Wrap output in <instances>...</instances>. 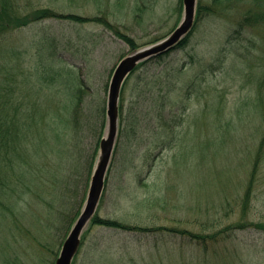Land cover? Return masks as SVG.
Here are the masks:
<instances>
[{
    "label": "rangeland",
    "instance_id": "374dc122",
    "mask_svg": "<svg viewBox=\"0 0 264 264\" xmlns=\"http://www.w3.org/2000/svg\"><path fill=\"white\" fill-rule=\"evenodd\" d=\"M14 1L22 14L51 7L106 19L132 36L139 47L167 36L183 16V0ZM198 3L213 6V0ZM251 5L252 0H241L215 6V13L204 12L185 48L148 62L127 78L119 103L117 142L96 214L129 225L166 226L202 234L222 232L240 221L264 223V167L247 212L238 199L248 184L260 137L250 127L256 116L244 112L240 120L243 129L237 131V121L221 138L225 134L213 132L206 123L211 115L202 113L210 103L224 109L222 119L232 116L230 110L248 92V86L243 87L247 62H254L259 55L253 48L258 44L248 38L234 39L231 31L241 12ZM95 20L48 17L13 28L0 39V65L6 64V55L11 54V64L19 68L15 75L21 83L16 85L17 101L46 106L70 102L76 74L63 76L66 82L59 76L47 81L39 76L40 71H51L52 57L80 73L85 112L81 125L68 134L77 149L73 157L65 159L63 168L55 155L46 158L49 149L43 146L41 156L45 159L35 167L37 186L29 195L33 207L26 218L19 220L17 229L10 225L11 220L3 226L0 222V264H5L11 253H17V264H55L86 201L94 169L89 170L91 158L96 150V162L107 129L111 77L119 60L133 50L115 31ZM249 38L259 36L251 34ZM102 107L105 127L98 139L103 122L98 109ZM239 149L245 157L242 164ZM45 160L54 166L51 170L58 169L57 176ZM226 201L229 204L223 205ZM80 205L68 227L67 217ZM228 230L224 235L218 233L216 240L209 239L205 247L167 229L121 230L90 222L73 264H264V229Z\"/></svg>",
    "mask_w": 264,
    "mask_h": 264
},
{
    "label": "trees",
    "instance_id": "16d2710c",
    "mask_svg": "<svg viewBox=\"0 0 264 264\" xmlns=\"http://www.w3.org/2000/svg\"><path fill=\"white\" fill-rule=\"evenodd\" d=\"M239 1L241 0H213V6H211V4L205 5L198 3L197 18L192 31L168 52L141 62L130 76L148 62L155 59L160 60L177 48H185L204 12L215 13V6ZM252 1L253 5L245 12H241V17L236 21V26L231 31L234 39L246 40L248 38L249 42L258 44V46L254 44L253 48L260 52L259 55L256 56L257 58L254 62H247L246 79L243 83V87L248 86V92L242 99L238 100L232 110H230L232 116H227L222 119L221 115L224 109L220 110V106H216V104L207 103L202 111L203 115H211L208 120L210 123H206L211 125L210 128L213 132H219L220 134L222 132L223 134L230 132V126L233 123L237 124V121H239L237 131H240V129L242 130L243 125L240 120H242V114L244 112H250L256 116L255 120L257 121H254L253 118L250 121V127L251 129L253 128L252 132L256 135L258 134V136L260 135V137L253 157L251 154L252 166L249 172L248 184L244 194L238 197V199L241 198L244 213L247 212L252 205L255 196V185L259 179V173L264 167V0ZM225 9H227V7H225ZM48 17H62L81 22L96 19L115 31L119 37L130 45L131 49L140 46L132 36L121 32L113 23L106 19H101L100 17H84L74 13H63L51 7H39L31 12L22 14L19 13V9L14 0H0V39L4 37L6 32L13 28L27 26L30 23ZM245 33H248L250 36L251 34L255 37L259 36V38H249L250 36L244 37ZM157 39L158 38L155 40ZM9 53L8 51L7 54ZM6 58L7 59L4 61L6 64L0 65L4 66L0 67V222H2L3 226L6 221L8 222V220H11L10 225L17 229L19 220L26 218L27 211H30L32 209L31 207H33L29 195L32 193L33 188L37 186V183H34V181L38 179L34 177L37 176L35 167L41 163L42 159H45L41 156L43 146L48 145L49 150H45L44 153L46 158L50 160L54 158L55 155L61 161L62 168L66 164L65 159L68 160L70 157H73V150L77 149V146L71 143L70 139L73 138V131L81 125L80 122L85 117V112L82 108L84 90L82 86H80L81 82L84 83V81L74 66L59 63L58 58L51 57L49 58V67H51L49 73L51 74L47 73L46 70H39V76L43 81L52 80L56 78V76H59L58 79L66 82L63 76L76 74L77 82L71 85L72 90L70 91V98L72 99L63 106L60 104H56V106H52V104L46 106L40 103L24 104L16 99L18 98L16 85L21 84L17 82L15 76L19 72V68L11 64V54L10 56L6 55ZM7 65H10L11 68H7ZM24 71L27 70L23 69L22 72ZM57 92H60V90ZM222 107L224 106L222 105ZM62 110H64L63 113L61 112ZM99 113L103 117V115H105V108H99L98 116L100 115ZM104 127L105 117H103L98 139L102 136ZM70 133L72 134L68 136ZM225 136L226 134L221 138H225ZM242 150L243 149H239L237 151L240 164H242L245 159V157L242 156ZM79 154L81 155V151H79ZM96 154L97 151L95 150L91 158L90 171L94 167ZM47 162L50 172L52 171L55 173V176H57V174H59L58 169L51 170L54 166L49 161L45 160V163ZM53 173H50L52 177ZM225 204H229V202H223V205ZM80 208L81 205L73 216L70 215L67 217L68 227L71 226L72 222L79 214ZM21 210L24 211L19 212ZM91 223L121 230L156 231L167 229L178 234L186 235L195 243L204 244L205 247H207L209 239L216 240L218 233L224 235L228 229V232L230 230L245 229L248 227L264 229L263 222L240 221L237 224L227 226L225 229L221 230L222 232L202 234L188 229L168 228L166 226L149 228L139 225H129L117 219L102 217L99 214L93 217ZM83 241L82 237V242ZM13 255L14 257L11 259ZM17 256V253L8 254V258L5 257V264H17L20 262L19 259L16 258Z\"/></svg>",
    "mask_w": 264,
    "mask_h": 264
},
{
    "label": "water",
    "instance_id": "95a60500",
    "mask_svg": "<svg viewBox=\"0 0 264 264\" xmlns=\"http://www.w3.org/2000/svg\"><path fill=\"white\" fill-rule=\"evenodd\" d=\"M197 9L198 0H183L182 19L172 32L153 43L133 49L117 63L108 90L107 129L100 140L99 155L92 172L87 198L62 244L55 264H73L84 230L97 212L119 133V103L125 81L141 62L168 52L187 36L195 25Z\"/></svg>",
    "mask_w": 264,
    "mask_h": 264
}]
</instances>
